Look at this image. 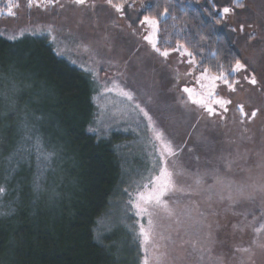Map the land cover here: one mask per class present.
I'll return each instance as SVG.
<instances>
[{
    "label": "rangeland",
    "instance_id": "obj_1",
    "mask_svg": "<svg viewBox=\"0 0 264 264\" xmlns=\"http://www.w3.org/2000/svg\"><path fill=\"white\" fill-rule=\"evenodd\" d=\"M242 1L244 6L239 7L235 0H206L212 6L220 5L217 10L223 18L222 30L245 65L234 74L233 82H239L234 84L235 91L218 82L219 95L231 101L228 111L218 109L222 115L209 116L188 102L183 92L185 86L197 87L195 80L185 75L195 69L194 76H199L196 66H190L187 57L172 51L169 57H162L144 39L151 28L139 22L143 19L139 17L142 3H135V9L126 5L121 14L106 0H87L81 6L72 0L46 5L45 0L39 7L29 6L28 0H0V37L16 41L26 36H44L57 56L88 75L94 109L91 130L103 135L118 131L128 137L123 149V193L100 220L98 230L107 233L111 228H122L136 242L137 264L145 254L138 236L139 225L143 223L148 229L147 217L139 218L125 210L128 197L124 189L151 167L149 154L153 147L149 141L153 131L136 105L179 150L169 167L176 172L184 170L176 177L184 191L165 198L173 214L157 210L152 217L151 241L144 245L150 264H156L157 256L160 264H264V233L256 237L251 228L244 227L252 216L245 220L241 215H259L264 210V190H256L264 187V0ZM10 3L18 4L12 16L8 15ZM224 7L230 8V13L223 14ZM14 35L16 39L9 38ZM86 69L95 72V79ZM18 70L11 58L0 59V187L5 189L0 194V204H6L14 184L18 163L12 150L20 145L17 141L22 142L18 149L21 162L30 172L39 170L36 181L51 195L57 189L44 175L48 164L50 172L57 164L55 152L47 148V154L43 150L36 154L27 137L33 133V125L26 111L35 92L32 79L27 74L20 76ZM253 77L255 85L249 82ZM120 89L130 92L132 100L120 95ZM240 106L247 114L244 117ZM253 110H258L257 115L249 120ZM37 139L40 146L45 145L42 135ZM225 160L233 162L230 169L224 167ZM212 170H218L225 184L230 182L233 189L244 186L245 195L255 199L234 197L239 203L231 206L230 201L222 202L216 196L209 199L206 189L212 181L200 188L193 181L195 175ZM216 190L220 191V186ZM5 217L0 210V218ZM237 247L250 250L237 252Z\"/></svg>",
    "mask_w": 264,
    "mask_h": 264
},
{
    "label": "trees",
    "instance_id": "obj_2",
    "mask_svg": "<svg viewBox=\"0 0 264 264\" xmlns=\"http://www.w3.org/2000/svg\"><path fill=\"white\" fill-rule=\"evenodd\" d=\"M135 3L155 5L150 12L141 9L139 17L157 15V46L171 51L183 44L193 53L199 71L207 68L215 75L222 65L229 72L240 61L222 30L220 5L206 0ZM239 5L244 6L242 0ZM165 7L168 14L160 17ZM7 57L20 76L32 79L35 93L26 114L33 133L27 137L36 154L39 150L47 154V148L55 152L57 164L53 172L48 164L44 175L57 189L51 195L36 181L39 170L30 172L21 162L22 142L17 141L20 145L12 150L18 163L14 184L6 204H0L7 215L0 218V264H137L136 242L122 228L98 230L100 220L123 193V149L128 137L118 131L103 135L91 130L94 109L88 75L57 56L44 36L16 41L0 37V59ZM234 78L233 74L229 80ZM41 135L44 146L37 141ZM30 151L29 147L28 162L32 161Z\"/></svg>",
    "mask_w": 264,
    "mask_h": 264
},
{
    "label": "snow or ice",
    "instance_id": "obj_3",
    "mask_svg": "<svg viewBox=\"0 0 264 264\" xmlns=\"http://www.w3.org/2000/svg\"><path fill=\"white\" fill-rule=\"evenodd\" d=\"M28 2L29 6L35 4L39 7L42 3H45V0H28ZM72 2L78 6L87 4V0H72ZM235 2L237 3V6H240L239 0H235ZM54 3H59V0H46V5H52ZM106 3L110 5L116 12L121 14L124 13L126 5L130 9H135V0H131V2L130 0H123V2L120 3H114L113 0H106ZM62 6L63 5H61V7ZM13 7H18V4H9V16L15 14L13 12ZM153 7H155V5L151 3L141 4V8L149 12ZM230 11L231 9L228 7L223 8V14L225 15L230 13ZM167 14L168 9L166 7L164 8L163 12L158 13L160 17H164ZM139 22L141 25H147L151 28V33L146 35L144 39L151 44L152 48L159 55L164 58L169 57L171 52L168 49L162 50L160 47H158L157 42L154 39L159 30V20L157 15H144L143 19ZM241 30H243V26H241ZM22 34L23 33H21V35ZM9 38L16 39L17 37L14 35ZM171 51L177 53L182 58L187 57V63L190 66H195L197 64L193 53L189 51L188 48L183 44L178 43L175 48L171 49ZM219 68L220 70L215 75L210 74V70L207 68H203L200 71L199 76H194L193 73L195 69L185 74L186 76L194 79L195 85L197 86H185L183 88V92L187 94L188 102L197 106L209 116L222 115V112L228 111L227 104L231 103V101L225 100L219 95V92L217 91L218 82L219 84L227 86L229 90L235 91L234 84L239 82H232L229 80V77L237 72H240L245 68V65L241 64V62L237 60L229 72H225L222 65L219 66ZM86 70L92 72V69ZM92 75L93 79H95V72H92ZM249 82L253 85L257 83L254 77L251 78ZM113 83L115 82L113 81ZM106 90L112 91V89ZM120 95L126 97L128 100H132L133 98L130 92L124 91L123 89H120ZM136 107L139 108L140 112L143 113L145 117H147L149 126L152 128L153 139L150 140L149 143L152 144L153 152L149 154L151 157V167L146 170L147 174H140L139 179L131 181L129 187L124 189V193L128 197L126 203L124 204V208L126 211H132L136 217H147L148 229L145 228L143 223H140L138 236L142 238V247L145 253L141 264H150L149 253L147 247H144V245H147L151 241L152 229L154 227L152 217L157 210H163L169 216L173 214V210L169 206V201L165 198L171 197L177 191H184V189L178 185L176 180V177L183 174L184 170L176 172L169 167V161L178 154L179 150L174 148L172 142L165 137L162 131L152 126V118L148 115V113L144 111L143 108H140L139 105H136ZM218 109L222 110V112H219ZM239 111L242 117L247 115L244 112L243 106L239 107ZM257 111L258 110H253L251 112L249 120L256 117ZM241 123H243V120H241ZM232 163V161L225 160L224 167L226 169H230ZM208 180L212 181V183L208 184L206 189L209 199H211L213 196H216L222 202L224 200L230 201V206L239 203V199H234V197H238L243 200L255 199L251 194L245 195L246 189L244 186H239L233 189V186L230 182L225 184L218 170H212L204 174H197L195 175L193 182L197 188H200L201 186L205 185ZM217 186H220V191L216 190ZM256 190H264V187L258 188ZM4 191L5 189L0 187V194H2ZM241 215L244 216L245 220H247L249 215L252 216L251 221H248L244 227L251 228L256 237H259L261 233H264V210H261L259 215H257L255 212H245ZM210 235L211 233H209V236ZM253 243H256V239L253 240ZM249 250V248L241 247H237L235 249L237 252H247ZM155 259L156 264H160V257L157 256ZM241 264H243L242 261Z\"/></svg>",
    "mask_w": 264,
    "mask_h": 264
}]
</instances>
